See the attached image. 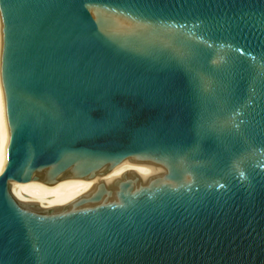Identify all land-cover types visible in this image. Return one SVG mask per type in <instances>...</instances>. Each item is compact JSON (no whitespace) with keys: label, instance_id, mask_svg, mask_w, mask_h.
<instances>
[{"label":"water","instance_id":"obj_1","mask_svg":"<svg viewBox=\"0 0 264 264\" xmlns=\"http://www.w3.org/2000/svg\"><path fill=\"white\" fill-rule=\"evenodd\" d=\"M0 264H264V0H0Z\"/></svg>","mask_w":264,"mask_h":264},{"label":"bare ground","instance_id":"obj_2","mask_svg":"<svg viewBox=\"0 0 264 264\" xmlns=\"http://www.w3.org/2000/svg\"><path fill=\"white\" fill-rule=\"evenodd\" d=\"M3 148H4V127H3V115H2V99L0 90V171L3 160Z\"/></svg>","mask_w":264,"mask_h":264}]
</instances>
